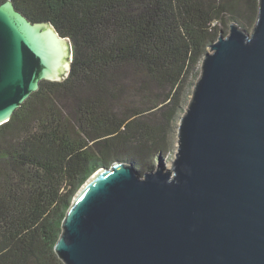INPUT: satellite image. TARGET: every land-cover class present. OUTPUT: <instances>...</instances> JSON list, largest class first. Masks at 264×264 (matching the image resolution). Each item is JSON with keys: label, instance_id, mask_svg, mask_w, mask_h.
Instances as JSON below:
<instances>
[{"label": "trees", "instance_id": "1", "mask_svg": "<svg viewBox=\"0 0 264 264\" xmlns=\"http://www.w3.org/2000/svg\"><path fill=\"white\" fill-rule=\"evenodd\" d=\"M10 1L69 39L72 59L0 125V264H63L79 189L115 160H169L204 54L231 24L253 28L259 0Z\"/></svg>", "mask_w": 264, "mask_h": 264}, {"label": "water", "instance_id": "2", "mask_svg": "<svg viewBox=\"0 0 264 264\" xmlns=\"http://www.w3.org/2000/svg\"><path fill=\"white\" fill-rule=\"evenodd\" d=\"M69 39L0 2V125L43 81H61ZM174 159L121 160L74 196L55 244L63 264H264V0L204 54Z\"/></svg>", "mask_w": 264, "mask_h": 264}, {"label": "rangeland", "instance_id": "3", "mask_svg": "<svg viewBox=\"0 0 264 264\" xmlns=\"http://www.w3.org/2000/svg\"><path fill=\"white\" fill-rule=\"evenodd\" d=\"M252 29H253V28H251V29L248 30V31L250 32ZM68 43H69L70 46H72V43L70 42V40L68 41ZM209 51H210V48L208 49L207 52H209ZM71 59H72V58H71ZM199 76H200V75H199ZM199 76H197L196 79H193V80H192V84H193V86H192V90H191L192 93H193L194 85H195V83L197 82ZM192 93H190V94L187 95V97H186L185 104L183 105V111H182V113H181L180 116H179L178 123H179V121H180V118L183 116V113L186 111V108H187V106H188V104H189V102H190V100H191ZM178 123H177V125H176V130H177V132H178V129H177V127H178ZM176 140H177V139H176ZM175 151H176V144H175V148H174L173 154H171V156H169V160H168V159L163 160L164 163H165L166 168H170V165L168 164V162H169L171 159H174V153H175ZM90 177H91V176H90ZM86 182H87V181H86ZM86 182H85V183H86ZM85 183H84V184H85ZM84 184H83V185H84ZM83 185H82V186H83ZM79 190H80V189H79Z\"/></svg>", "mask_w": 264, "mask_h": 264}]
</instances>
